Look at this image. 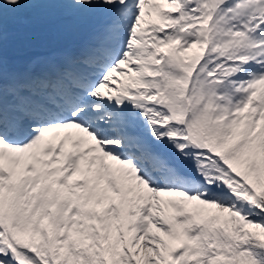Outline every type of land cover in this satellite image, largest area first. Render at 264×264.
<instances>
[{"label":"snow or ice","instance_id":"obj_1","mask_svg":"<svg viewBox=\"0 0 264 264\" xmlns=\"http://www.w3.org/2000/svg\"><path fill=\"white\" fill-rule=\"evenodd\" d=\"M0 264H264V0H0Z\"/></svg>","mask_w":264,"mask_h":264}]
</instances>
